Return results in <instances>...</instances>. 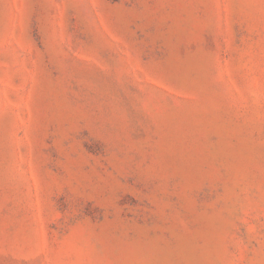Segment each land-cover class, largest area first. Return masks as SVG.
Here are the masks:
<instances>
[{
    "label": "rangeland",
    "instance_id": "1",
    "mask_svg": "<svg viewBox=\"0 0 264 264\" xmlns=\"http://www.w3.org/2000/svg\"><path fill=\"white\" fill-rule=\"evenodd\" d=\"M0 264H264V0H0Z\"/></svg>",
    "mask_w": 264,
    "mask_h": 264
}]
</instances>
